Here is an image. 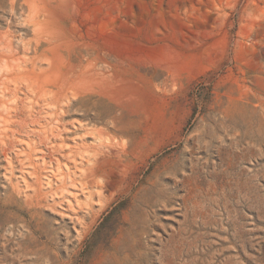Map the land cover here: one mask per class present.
Returning <instances> with one entry per match:
<instances>
[{"label":"rangeland","instance_id":"1","mask_svg":"<svg viewBox=\"0 0 264 264\" xmlns=\"http://www.w3.org/2000/svg\"><path fill=\"white\" fill-rule=\"evenodd\" d=\"M0 264H264V0H0Z\"/></svg>","mask_w":264,"mask_h":264}]
</instances>
